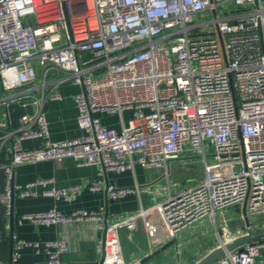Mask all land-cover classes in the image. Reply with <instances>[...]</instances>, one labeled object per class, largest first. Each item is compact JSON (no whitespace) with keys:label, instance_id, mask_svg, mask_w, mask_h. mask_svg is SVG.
I'll use <instances>...</instances> for the list:
<instances>
[{"label":"built area","instance_id":"built-area-1","mask_svg":"<svg viewBox=\"0 0 264 264\" xmlns=\"http://www.w3.org/2000/svg\"><path fill=\"white\" fill-rule=\"evenodd\" d=\"M203 14L211 18L199 21ZM67 84L82 88L73 98L83 134L54 141L45 107L63 99L60 87ZM0 87L1 138L11 140L9 158L0 163L6 215L15 196L37 197V186L54 183L16 184L15 168L46 160L98 166L88 188L106 193L107 200L141 192L163 197L124 216L109 218L105 207L69 215L51 209L24 214L20 224H92L103 264L123 258L124 226L156 212L163 217L165 244L179 241L178 252L182 233L205 219L221 244L264 230V220H251L264 216V0H0ZM13 103L35 107L16 129H10L8 112ZM124 111L133 117L122 120L120 130L96 116ZM31 139L43 144L25 148L23 141ZM194 155L201 158L203 176L178 189L170 180L171 163ZM137 165L161 171L166 183L117 187L106 181L107 172ZM82 189L51 186L41 194L71 202ZM13 239L11 262L33 247L48 264H61L73 249L66 239ZM244 248L214 264H256L264 238ZM0 264L10 263L0 258Z\"/></svg>","mask_w":264,"mask_h":264},{"label":"crops","instance_id":"crops-1","mask_svg":"<svg viewBox=\"0 0 264 264\" xmlns=\"http://www.w3.org/2000/svg\"><path fill=\"white\" fill-rule=\"evenodd\" d=\"M81 90L82 88L78 85H63L60 87L63 99L47 103L45 111L52 140H70L83 134L78 126V107L73 98V95ZM96 116L104 126L120 130L122 120L127 123L133 114L131 111H124L122 116L105 113H98ZM1 136L2 132H0V163H5L9 158L8 147L11 140H3ZM42 144L41 139L23 141L25 148H35ZM186 157L182 156L180 159L172 161L171 173L179 162L185 163ZM98 171V166H80L73 158H66L61 163L46 160L17 166L14 170L16 184H27L38 179H53L54 183L47 187L37 186L36 191L40 194L37 197L15 196L12 208L13 220L12 212L11 215H6L0 205V258L11 264H48L46 256L37 254L33 247L23 248L17 260L10 262L11 250L14 249L13 237L16 236V238L27 242L39 243L66 239L73 249L63 254L61 264H103L100 262L103 255L99 258L96 253L99 234L94 230L92 224L47 226L29 221L21 224L18 222V219L24 214L41 213L51 209H57L62 214L69 215L76 210L97 211L101 207H105L108 217L112 218L135 213L141 208H150L163 199V197L141 192L117 200H107L105 193L94 192L88 188L89 182L97 177ZM202 176L203 172L194 182L180 186V189L196 184ZM162 179L164 177L161 171L147 172L140 165H137L134 171L128 170L123 173L109 171L106 175V181L117 187H132L137 184L144 187L150 183H161ZM3 185L4 175L0 172V187ZM51 186H56L59 189L82 186L83 189L75 200L67 202L41 194L44 189ZM236 226L235 223L231 228ZM119 235L123 258H120V262H115L112 258L110 264H195L213 248L222 245L211 221L205 219L196 227L182 233L180 239L185 243L181 242L179 252L174 247V244H180L179 241L168 249L162 250V247L166 245V230L161 212L136 219L124 226ZM256 264H264V248L261 250Z\"/></svg>","mask_w":264,"mask_h":264},{"label":"water","instance_id":"water-1","mask_svg":"<svg viewBox=\"0 0 264 264\" xmlns=\"http://www.w3.org/2000/svg\"><path fill=\"white\" fill-rule=\"evenodd\" d=\"M34 106L28 105L26 107L21 106L20 104L13 103L8 106V112L10 116L11 121V127L13 129H16L20 125V118L25 115L26 113H33ZM106 195V193H105ZM13 202L12 201V208H13ZM12 220L14 219V214L12 211ZM264 238V230L260 231H252L248 230L246 234H243L232 241H229L227 243H224L222 245H219L215 248H213L210 252H208L205 256H203L200 260H198L195 264H214L216 261H218L220 258L224 257L228 253L238 249L240 252L244 251V246L248 243H251L255 240ZM174 242H169L165 246L162 247V250L168 249L170 246H172ZM13 250V249H12ZM11 250V255H12ZM11 262V261H10ZM11 264V263H10Z\"/></svg>","mask_w":264,"mask_h":264},{"label":"rangeland","instance_id":"rangeland-1","mask_svg":"<svg viewBox=\"0 0 264 264\" xmlns=\"http://www.w3.org/2000/svg\"><path fill=\"white\" fill-rule=\"evenodd\" d=\"M227 6L232 7L231 4H228ZM197 18L199 19V21H203L211 17L207 16L206 14H203ZM186 158L187 159L185 163L183 164L179 162L175 170L172 169V173L170 174V180L172 182L179 183L178 189H180V186H186L189 183L194 182L196 178L199 177V175H201V173L204 170L203 163L198 155L187 156ZM161 183H166V179L165 178L162 179ZM227 211L230 214H234L236 218L240 217V214L236 213L232 207L228 208ZM251 220L254 222H258V221L262 222L264 220V216H252Z\"/></svg>","mask_w":264,"mask_h":264},{"label":"trees","instance_id":"trees-1","mask_svg":"<svg viewBox=\"0 0 264 264\" xmlns=\"http://www.w3.org/2000/svg\"><path fill=\"white\" fill-rule=\"evenodd\" d=\"M1 88V87H0Z\"/></svg>","mask_w":264,"mask_h":264}]
</instances>
